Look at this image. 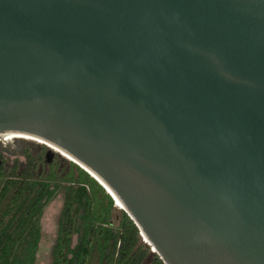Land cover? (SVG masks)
<instances>
[{"label": "water", "instance_id": "95a60500", "mask_svg": "<svg viewBox=\"0 0 264 264\" xmlns=\"http://www.w3.org/2000/svg\"><path fill=\"white\" fill-rule=\"evenodd\" d=\"M4 133L74 156L164 264H264V0H0Z\"/></svg>", "mask_w": 264, "mask_h": 264}, {"label": "rangeland", "instance_id": "374dc122", "mask_svg": "<svg viewBox=\"0 0 264 264\" xmlns=\"http://www.w3.org/2000/svg\"><path fill=\"white\" fill-rule=\"evenodd\" d=\"M48 149L50 148L45 145L22 139L0 142V152L4 157V171L10 172L16 161H19V169L22 170L26 165V153H30L36 160L33 177L11 216L3 220V217H7L9 203L17 192V185L0 206V225L2 224L0 228V255L7 247L13 255L10 264L54 263L63 219L64 202L69 187L72 186L70 178L73 175L77 177L78 172L74 162L56 152L51 158V163L48 164L46 158ZM54 175L55 177H53ZM38 202L39 204H37ZM122 213L123 211L118 207V204L116 207L114 206L111 222L115 231H118ZM83 218L84 209H80L71 258H74L80 249L83 236ZM37 242L38 245L35 248ZM33 253L34 255H32ZM151 260L152 257H148L144 264H151ZM90 264H100V259L96 253L93 255Z\"/></svg>", "mask_w": 264, "mask_h": 264}, {"label": "trees", "instance_id": "16d2710c", "mask_svg": "<svg viewBox=\"0 0 264 264\" xmlns=\"http://www.w3.org/2000/svg\"><path fill=\"white\" fill-rule=\"evenodd\" d=\"M25 157L26 165L22 170L19 169V161H16L15 166L8 172L3 170L4 157L0 152V206L17 185V192L12 197L7 217H3V220L11 216L33 177L36 160L30 153H26ZM74 166L78 176L73 175L70 178L72 186L69 187L64 202L53 264H90L95 253L100 259V264H144L148 257H152L151 264H164L159 256L152 254L151 248L142 242L139 228L125 212L122 213L118 231L113 229L111 220L114 200L87 172ZM80 209H84L83 236L80 249L75 257L71 258ZM37 245L38 242L35 248ZM12 256L10 250L4 248L0 255V264H10Z\"/></svg>", "mask_w": 264, "mask_h": 264}, {"label": "bare ground", "instance_id": "6f19581e", "mask_svg": "<svg viewBox=\"0 0 264 264\" xmlns=\"http://www.w3.org/2000/svg\"><path fill=\"white\" fill-rule=\"evenodd\" d=\"M2 140L4 143L5 142H9L12 140H16V139H22V140H27V141H32L34 143H38L41 145H45L48 148L52 149L54 152L62 155L64 158L68 159L71 162H74L76 165H78L79 167H81L82 169H85L87 171V169L85 168L84 165H82L74 156H72L70 153H68L67 151H65L64 149L60 148L59 146L55 145L52 142H49L45 139H42L40 137H36V136H31L28 134H23V133H19V134H9V133H4L2 136ZM7 144V143H6ZM6 146V145H5ZM91 173V172H90ZM92 175H94L92 173ZM95 176V175H94ZM118 207L121 210H125V207L123 206V204L118 201Z\"/></svg>", "mask_w": 264, "mask_h": 264}, {"label": "flooded vegetation", "instance_id": "af4514ba", "mask_svg": "<svg viewBox=\"0 0 264 264\" xmlns=\"http://www.w3.org/2000/svg\"><path fill=\"white\" fill-rule=\"evenodd\" d=\"M46 149V148H45ZM48 151V150H47Z\"/></svg>", "mask_w": 264, "mask_h": 264}, {"label": "built area", "instance_id": "2783aa9c", "mask_svg": "<svg viewBox=\"0 0 264 264\" xmlns=\"http://www.w3.org/2000/svg\"><path fill=\"white\" fill-rule=\"evenodd\" d=\"M144 242V241H143Z\"/></svg>", "mask_w": 264, "mask_h": 264}]
</instances>
